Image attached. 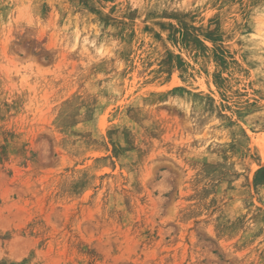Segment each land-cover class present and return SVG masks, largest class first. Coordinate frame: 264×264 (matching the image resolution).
<instances>
[{"label":"rangeland","instance_id":"374dc122","mask_svg":"<svg viewBox=\"0 0 264 264\" xmlns=\"http://www.w3.org/2000/svg\"><path fill=\"white\" fill-rule=\"evenodd\" d=\"M0 264H264V0H0Z\"/></svg>","mask_w":264,"mask_h":264}]
</instances>
